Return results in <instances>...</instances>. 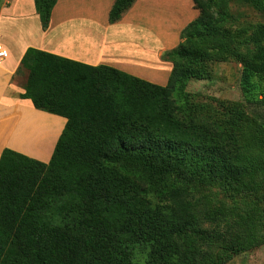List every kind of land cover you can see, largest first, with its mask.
Returning a JSON list of instances; mask_svg holds the SVG:
<instances>
[{"label":"trees","instance_id":"1","mask_svg":"<svg viewBox=\"0 0 264 264\" xmlns=\"http://www.w3.org/2000/svg\"><path fill=\"white\" fill-rule=\"evenodd\" d=\"M55 1L36 0L42 28ZM133 1L114 0L109 23ZM192 3L196 17L163 55L172 64L165 86L25 51L16 70L26 73L22 98L66 121L47 163L0 154V264H209L217 243L226 257L252 244L245 220L233 223L192 194L198 182L238 190L251 177L236 134L240 112L216 114L186 92L207 75L204 46L225 20L213 0ZM247 39L254 52L241 58L242 72L264 78V25Z\"/></svg>","mask_w":264,"mask_h":264},{"label":"crops","instance_id":"2","mask_svg":"<svg viewBox=\"0 0 264 264\" xmlns=\"http://www.w3.org/2000/svg\"><path fill=\"white\" fill-rule=\"evenodd\" d=\"M114 0H56L42 28L36 0H0V154L10 149L47 163L65 118L22 98L26 73H16L29 48L88 66H106L158 86L172 68L163 57L180 41L197 10L192 0H134L109 23Z\"/></svg>","mask_w":264,"mask_h":264},{"label":"rangeland","instance_id":"3","mask_svg":"<svg viewBox=\"0 0 264 264\" xmlns=\"http://www.w3.org/2000/svg\"><path fill=\"white\" fill-rule=\"evenodd\" d=\"M217 10L223 11L225 20L221 31L207 41L204 66L207 75L191 79L186 92L192 104H200L221 114L225 109L237 110L236 134L243 158L250 165L251 177L247 187L236 190L217 181H202L193 185L194 197L208 207L225 211L233 223L245 220L241 230L254 238L252 244L238 251H225L222 243L212 246L209 264H264V78L244 75L241 58H249L254 46L248 36L257 25H264V8L243 0H213ZM194 7V6H193ZM224 29V31H222ZM249 181V182H248ZM224 223L218 227L222 229Z\"/></svg>","mask_w":264,"mask_h":264},{"label":"built area","instance_id":"4","mask_svg":"<svg viewBox=\"0 0 264 264\" xmlns=\"http://www.w3.org/2000/svg\"><path fill=\"white\" fill-rule=\"evenodd\" d=\"M6 57L5 50L0 46V61Z\"/></svg>","mask_w":264,"mask_h":264}]
</instances>
